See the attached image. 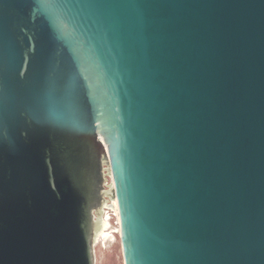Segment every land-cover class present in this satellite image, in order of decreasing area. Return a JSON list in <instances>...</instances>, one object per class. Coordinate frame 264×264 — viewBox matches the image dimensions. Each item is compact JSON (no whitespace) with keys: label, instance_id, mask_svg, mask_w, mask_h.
I'll return each instance as SVG.
<instances>
[{"label":"water","instance_id":"1","mask_svg":"<svg viewBox=\"0 0 264 264\" xmlns=\"http://www.w3.org/2000/svg\"><path fill=\"white\" fill-rule=\"evenodd\" d=\"M114 199L124 264H264V0H0V264Z\"/></svg>","mask_w":264,"mask_h":264},{"label":"rangeland","instance_id":"2","mask_svg":"<svg viewBox=\"0 0 264 264\" xmlns=\"http://www.w3.org/2000/svg\"><path fill=\"white\" fill-rule=\"evenodd\" d=\"M112 209V207L108 209L107 215H105L107 224L104 225L103 231L97 239L96 264H124L117 218L114 209ZM101 216L103 217V215Z\"/></svg>","mask_w":264,"mask_h":264},{"label":"bare ground","instance_id":"3","mask_svg":"<svg viewBox=\"0 0 264 264\" xmlns=\"http://www.w3.org/2000/svg\"><path fill=\"white\" fill-rule=\"evenodd\" d=\"M109 180H110V184H111L112 189H113L112 179L110 178ZM111 202H112V208L114 209L115 216H116V218H117L118 232H119V236H120V230H119V210H118V206H117V201H116V199H114V200L111 201ZM111 202H110V203H111ZM113 209H112V210H113ZM107 211H108V210H106V212H107ZM105 224H107V222H106L105 216H103V222H101V224H100V226H101L100 230H101V231L99 232L98 236L102 233V231H103V227H104ZM120 242H121V240H120ZM96 243H97V240H96V242H95V254H96ZM96 259H97V257H96Z\"/></svg>","mask_w":264,"mask_h":264}]
</instances>
